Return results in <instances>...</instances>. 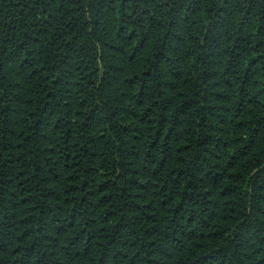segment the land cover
<instances>
[{
    "label": "trees",
    "instance_id": "16d2710c",
    "mask_svg": "<svg viewBox=\"0 0 264 264\" xmlns=\"http://www.w3.org/2000/svg\"><path fill=\"white\" fill-rule=\"evenodd\" d=\"M0 264H264V0H0Z\"/></svg>",
    "mask_w": 264,
    "mask_h": 264
}]
</instances>
